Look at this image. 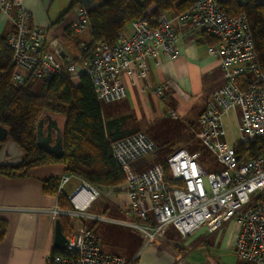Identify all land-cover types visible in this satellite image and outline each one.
<instances>
[{
	"label": "built area",
	"instance_id": "obj_1",
	"mask_svg": "<svg viewBox=\"0 0 264 264\" xmlns=\"http://www.w3.org/2000/svg\"><path fill=\"white\" fill-rule=\"evenodd\" d=\"M225 1L192 0L179 13L160 11L151 21L134 19L128 24V34L121 32L113 44L81 42L80 55L75 59L61 56L56 42L52 50L43 48L44 30L31 25V14L22 0H0V11L11 24L6 43L11 50L13 85L19 86L28 78L48 82L60 74L72 81L79 67L88 76L99 103L124 98L128 85L147 76L149 58L179 56L181 37L177 30L189 28L213 38L207 52L219 60L224 82L206 100L193 133L221 169L207 172L199 161V152L175 150L143 171L125 173L127 209L139 219L136 226L148 240L168 224L185 237L198 230L211 233L233 219L239 226L235 240L238 258L244 264H264V152L250 158L235 150L240 143L264 136V72L256 58L246 16L228 14L223 8ZM231 1L239 5L249 2ZM69 29L73 33L90 31L89 12L80 2ZM162 90L159 86L153 92L161 99ZM231 111L236 115V128L228 139L223 122L226 118L232 126ZM156 150V143L142 131L110 143L112 157L124 172L129 163L153 156ZM68 178L67 174L60 176L57 194ZM84 192L86 195L77 203ZM98 196L96 187L81 180L69 196L72 209L52 210L58 218L66 216L70 228L64 249L49 253L44 264H126L122 257L100 251L94 233L82 222L84 210Z\"/></svg>",
	"mask_w": 264,
	"mask_h": 264
},
{
	"label": "crops",
	"instance_id": "obj_2",
	"mask_svg": "<svg viewBox=\"0 0 264 264\" xmlns=\"http://www.w3.org/2000/svg\"><path fill=\"white\" fill-rule=\"evenodd\" d=\"M22 3L31 14V25L44 30V49L52 50L56 42L61 56L75 59L80 55L79 44L91 41L90 31L73 33L69 29L76 15L73 0ZM10 30L7 16L0 11V37H6ZM177 31L181 37L179 56L149 58L147 76L128 85L124 98L100 107L103 121L113 123L108 132L113 138L142 131L156 143L155 154L163 152L164 158L180 148L186 150L196 139L193 124L211 93L224 82L219 60L207 52L210 38L189 28ZM128 32L126 26L122 33ZM71 82L80 85V77ZM159 86L163 87L161 99L153 92ZM174 108L180 110L179 115ZM50 115L62 129L58 119ZM178 130V137L170 136ZM188 131L193 138L188 137ZM64 174L61 162L30 167L23 175L0 174V264H44L46 256L57 250L54 228L59 218L52 210L66 209L59 206L58 194L44 192L43 185L49 178L59 179ZM68 176L61 193L69 200L81 180ZM71 178L77 183L66 187ZM103 190L104 198H95L82 217L83 224L97 238L100 251L118 255L126 264H244L235 253L239 232L235 220L211 233L198 230L183 237L175 229L177 233L167 230L148 240L136 226L140 225L139 219L127 209L124 183Z\"/></svg>",
	"mask_w": 264,
	"mask_h": 264
},
{
	"label": "trees",
	"instance_id": "obj_3",
	"mask_svg": "<svg viewBox=\"0 0 264 264\" xmlns=\"http://www.w3.org/2000/svg\"><path fill=\"white\" fill-rule=\"evenodd\" d=\"M192 0H109L89 11L91 41L113 44L128 24L137 18L151 21L160 11L179 13L190 6ZM78 0H73L77 4ZM228 14L243 13L246 16L256 58L264 72V0H249L236 4L223 2ZM7 37V36H6ZM6 37H0V125L25 153L18 167H0V174L23 175L33 166L61 162L67 175L103 190L124 183V170L113 159L110 143L115 140L109 134L113 123H105L100 103L97 101L87 75L81 74L80 85L74 86L65 74L54 76L43 82L39 91L32 90L34 79L28 78L19 86L11 83V50ZM209 37V36H205ZM210 38V44L214 39ZM45 113L61 115L63 155L55 158L38 148L35 132L36 123ZM117 139V138H116ZM236 152L253 158L264 152V136L235 146ZM57 177L44 182L43 191L56 194ZM62 209H72V204L62 193L58 194ZM61 229L67 234L70 220L59 218ZM55 252H59L56 250Z\"/></svg>",
	"mask_w": 264,
	"mask_h": 264
},
{
	"label": "water",
	"instance_id": "obj_4",
	"mask_svg": "<svg viewBox=\"0 0 264 264\" xmlns=\"http://www.w3.org/2000/svg\"><path fill=\"white\" fill-rule=\"evenodd\" d=\"M80 3L90 10L108 2L109 0H79ZM78 76L83 74L79 67L75 69ZM36 144L45 153L55 158L63 155L61 128L50 114L45 113L36 123ZM25 157L24 151L8 137V131L0 125V167L15 168L20 165ZM66 244L65 234L62 232L59 219L55 221L54 247L61 251Z\"/></svg>",
	"mask_w": 264,
	"mask_h": 264
},
{
	"label": "rangeland",
	"instance_id": "obj_5",
	"mask_svg": "<svg viewBox=\"0 0 264 264\" xmlns=\"http://www.w3.org/2000/svg\"><path fill=\"white\" fill-rule=\"evenodd\" d=\"M42 84L43 82L42 81H39V80H35L34 83L32 84V90L34 92H37L41 89L42 87ZM117 101H113V102H108V103H100V107H103V106H108L110 104H113ZM174 113H178V115L180 114L179 113V109H176L174 108ZM237 114V116H239L240 114V110L238 107L235 108L234 110ZM235 112L231 111L229 113V119H231V122H232V126H229L227 124V121H226V118L224 119V126L227 128V131H228V139L231 138V133L233 131H235V128H236V123H235ZM58 121L60 122V125L62 124L63 125V119H62V116L60 115H54ZM171 116V115H170ZM193 127H194V130L196 129L197 125L194 123L193 124ZM180 133V130H178L175 134L174 133H170V136H174L175 135V138L178 137V134ZM188 137L190 138H193V134L191 131H188ZM186 150L188 152H193V151H198L199 152V161L201 162V164L203 165V167L205 168V170L207 172H217L221 169V164L216 160V158L210 154V152L207 150V148L198 140V139H194L193 142L191 143V145L187 146L186 147ZM164 153L163 152H158L156 154H154V156H145V157H142V158H139L133 162H131L127 168H126V172L127 173L126 175L130 174V173H133V172H140V171H143L147 168H149L150 166H152L153 164L157 163V162H160L162 160H164ZM77 183V180L74 179V178H71L70 179V182L66 185V187H68L70 184L72 185H75ZM68 190V189H67ZM106 195V192L104 190H100V193H99V196L97 198V200L99 199H102L104 198V196ZM167 230H172L174 231L175 233H177L175 231V228L171 225V224H168L167 226H165V228L163 229V232L167 231Z\"/></svg>",
	"mask_w": 264,
	"mask_h": 264
},
{
	"label": "bare ground",
	"instance_id": "obj_6",
	"mask_svg": "<svg viewBox=\"0 0 264 264\" xmlns=\"http://www.w3.org/2000/svg\"><path fill=\"white\" fill-rule=\"evenodd\" d=\"M85 195H86L85 192L82 193V194L79 196V198H78V200H77V203H78V201H81Z\"/></svg>",
	"mask_w": 264,
	"mask_h": 264
}]
</instances>
